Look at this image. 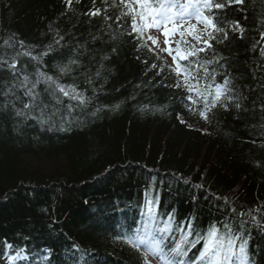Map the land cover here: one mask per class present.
<instances>
[{
    "label": "trees",
    "instance_id": "16d2710c",
    "mask_svg": "<svg viewBox=\"0 0 264 264\" xmlns=\"http://www.w3.org/2000/svg\"><path fill=\"white\" fill-rule=\"evenodd\" d=\"M115 4L72 0L69 9L64 0H0V58L20 51L17 41L38 55L54 44L58 31L64 46L43 57L42 70L91 97L87 107L69 111L67 104L76 102L63 98V105H55L46 86L38 85L48 111L60 109L50 126L16 117L4 107L9 97L0 94V264L16 253L27 256L25 264H142L119 238L142 228L146 198L157 202L162 219L172 213L176 225L191 220L200 234L213 224L223 231L228 223L236 231L245 221L251 259L264 264V231L252 221L255 216L264 226V0L212 10L228 39L218 42L223 34H217L198 56L215 54L224 65H208L216 69V83L228 76L246 99L239 110L217 104L207 120L199 115L202 103L188 99L174 61L143 36L128 35L129 17L117 25L123 6ZM94 7L100 15H84ZM236 21L243 38L232 30ZM192 45L184 37L176 48L188 51ZM70 58L79 66L60 74L58 66ZM26 63L24 71L34 74L36 62L19 58V65ZM10 81L0 68V89L6 91ZM201 248L188 252L186 264Z\"/></svg>",
    "mask_w": 264,
    "mask_h": 264
},
{
    "label": "snow or ice",
    "instance_id": "6c2138e0",
    "mask_svg": "<svg viewBox=\"0 0 264 264\" xmlns=\"http://www.w3.org/2000/svg\"><path fill=\"white\" fill-rule=\"evenodd\" d=\"M64 2L71 9L72 0H64ZM103 2L107 3V0H103ZM243 3L244 0H185V2H180V0H120V5L123 7L116 16L115 22L122 27L123 25H120L121 17H129V21H126L130 28L128 35L136 34L137 39L143 36L145 29L160 28L161 26L164 29L162 34L168 37L170 33L175 34L181 25L189 23V20L193 18L198 24L203 25V31L207 33V37H202L199 34L193 36L196 31L194 28H189L188 34L193 36V39L198 43L203 44L204 47L196 49L195 45H192L188 51L177 49L179 60L176 56H173L170 45L162 51H166L168 55L173 56V61L176 64L175 74L177 77H184L183 86L190 93L188 99L193 104L202 103L203 108L199 111V115L202 119L207 120L209 118L208 113L216 108L217 104L225 110L230 106L239 110L242 108L243 100L246 99L238 89L232 86L233 81L228 76L224 78L222 83H216V69L210 71L208 65L217 64L221 68L224 65L220 64V59L215 54L211 59L198 56L199 52H205L207 48L212 47L209 41L217 40V34H223L218 42L228 39V31L221 26L222 22L216 18L212 10L214 8L222 10L226 5H241ZM93 5H95V0H93ZM112 6L116 7L115 0H113ZM136 6H138L139 11ZM104 11L106 13L107 8ZM206 11L209 13L208 15L205 14ZM84 15L90 17L100 15V9L94 7ZM104 19L107 21L111 20L112 17L105 15ZM209 28L211 31H208ZM232 30L239 32L240 38H243L244 28L239 21L234 22ZM55 37L54 44H49L46 50L38 55H33L34 48L32 46H26L23 41H17L20 51L15 52L9 59L0 58V68L11 76L10 86H7V90L0 89V94L9 97L4 107L10 106L14 115L23 120L31 119L41 125L49 124L50 126L51 123H54L53 118L59 114L60 109L53 106L51 111H48L49 105L43 102L40 98V92L37 91L38 85L44 84L46 86L43 91L51 96L52 100L55 101V105H63V98L76 102L75 104H67L69 111L74 107H87L91 102V97H87L83 91H79L74 84H61L58 79H54L42 70L43 57L53 52L57 46H64L62 44L64 36L57 31ZM148 39L152 40L153 38L149 36ZM260 40H264V32L260 33ZM4 43L12 47L7 40ZM153 43H156V41L153 40ZM141 46L144 45L141 44ZM255 47L254 45L253 50H255ZM149 51H152V49H149ZM259 54L264 58V47H260ZM20 57H26L36 62L34 74H27L24 71L27 63L19 65ZM190 57L193 59L190 60ZM181 60L188 61V64L182 67L179 63ZM73 66H79L78 59L70 58L67 64L58 66L59 73L69 74L73 71ZM152 67L155 68L156 65L153 64ZM96 75H100L99 71ZM201 80L206 83L202 85ZM261 80H264V77H261ZM88 82L91 83V78H88ZM174 86L179 88L181 86L180 82L177 81ZM261 87H264V84ZM21 91L22 96L27 98L26 100L17 94ZM193 92H195L198 100L192 99L191 93ZM209 97H211V100H209ZM16 101H19L20 107L16 106ZM261 110L264 111V108ZM96 111L98 112L99 109ZM95 114V112L92 113V115ZM197 187H202V185H197ZM144 207L146 211L143 215H145L146 220L142 228L136 229L130 235L119 238L139 254L142 264H150L149 255L158 259L161 264H186L185 258L188 256V252L195 248L197 244H202V248L192 264H253L249 253L251 234H245V221H239L238 230L236 231L233 230L230 224L225 223L223 231L213 224L206 233L200 234L194 232L191 220L181 226L176 225L172 213L162 219L157 211V202L151 199L146 198ZM238 215L244 216L245 213H239ZM247 215L252 216V213L249 212ZM252 221L257 223V226L264 231V226L258 224L255 216H252ZM174 232L179 233L178 238L173 236ZM169 238L174 241L171 246L167 244ZM7 247L11 248L12 245L8 244ZM20 251L23 252V249Z\"/></svg>",
    "mask_w": 264,
    "mask_h": 264
},
{
    "label": "rangeland",
    "instance_id": "374dc122",
    "mask_svg": "<svg viewBox=\"0 0 264 264\" xmlns=\"http://www.w3.org/2000/svg\"><path fill=\"white\" fill-rule=\"evenodd\" d=\"M153 29H156V28H152V29H150V31L153 30ZM151 32H148V30L144 31V35H145V37L147 39H148L149 36H151L153 38L152 40H149V43L151 44V46L156 51H158L160 54H162V56L164 58H166L168 61L172 62L173 61V56H176V57L178 56L177 52H176V46H177L176 45V41L179 38V35H177L176 37L171 39V37H169V36L165 37L164 35H162L159 32H156V31H155L156 33L155 32L151 33ZM185 33H186V31H185ZM155 37L157 39L154 40ZM189 38H190V36H189ZM153 40L156 41V43H153ZM166 41H167V43H166ZM196 44L198 45V47H196L197 49H199L200 47H204V45L198 44L197 42H196ZM169 45L171 47L173 56L168 55V52H166V51H162V49L168 48ZM199 45H201V46H199ZM12 261H15V260L12 258L11 262Z\"/></svg>",
    "mask_w": 264,
    "mask_h": 264
}]
</instances>
